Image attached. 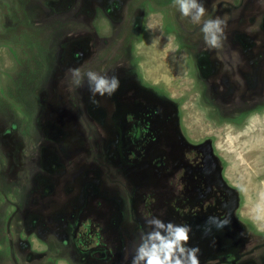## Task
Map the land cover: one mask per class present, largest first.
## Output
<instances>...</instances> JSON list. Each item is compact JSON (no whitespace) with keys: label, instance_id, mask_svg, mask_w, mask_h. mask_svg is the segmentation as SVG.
Returning a JSON list of instances; mask_svg holds the SVG:
<instances>
[{"label":"flooded vegetation","instance_id":"1","mask_svg":"<svg viewBox=\"0 0 264 264\" xmlns=\"http://www.w3.org/2000/svg\"><path fill=\"white\" fill-rule=\"evenodd\" d=\"M94 1L102 3L104 8L85 9L94 6ZM135 1L80 0L79 3L53 0L49 3L58 6L72 2L80 6L77 8L78 19L72 21L73 31L70 30L64 44L71 43L70 51L78 52V55L73 57L74 67L67 66L66 71L81 68L82 72L91 70L100 75H115L119 77L120 87L111 97L97 96L99 106L91 102L86 77L78 89L86 100L83 105L75 106L77 109L74 110L79 113L75 114L77 122L71 128L77 134L84 129L93 139L92 147L84 145L93 152V157L73 140L72 148L63 145L64 140L73 134L65 133L71 125L66 124L65 115L58 122L61 127L53 126V123L49 125L44 119L37 124L42 131L38 171L32 175V172L26 173L29 180L23 191L15 190L12 184L8 188L3 184L0 189L8 210L6 221H1L0 217V233L4 230L9 242V249L4 248L2 254L8 253L6 257H9L10 264H42L46 260L50 264H60L58 260H48L49 253L70 248L68 246L74 242L82 246L81 252L74 249L77 251L75 256L80 258L77 264H131L132 242L138 241L145 219L157 216L165 222L190 226L188 246L199 248L200 264H264V235L257 233L254 223L243 210L241 191L227 179L224 160L213 141H194L181 122V107L149 87L135 66L136 62L131 59L133 47L127 38L129 35L133 39L142 36L148 15L143 0L136 1L137 8L133 9ZM221 1L229 4L227 0ZM238 1L244 6L249 4L248 0H237L232 6ZM256 3L261 5L256 7L255 4L252 12L250 6L245 11L231 10L235 11L233 15L237 19L226 36L227 40L223 41L233 44V48L241 53V59L235 58L239 63L234 67L231 59L228 68H222V64L220 67L218 61L209 58L211 55L207 53L205 42H201L205 48L198 46L200 41L188 40L180 44L191 51L198 46L197 52L190 53L195 71L200 72V76L210 77L216 73L213 79L217 80L208 85L213 88L212 93L206 88L214 99H264V43L258 42L257 38L253 47L251 42H233L234 37L238 39L239 36L240 17L251 24L257 23L256 17H264V0ZM211 5V1H207V6ZM57 10L59 8L50 19L60 16ZM219 12L217 9L212 19ZM240 12L245 16H238ZM100 20L106 23L110 31L108 36L101 27L103 24H99ZM175 22L182 23L180 19ZM119 40L124 42L123 49L130 53L108 59L107 51ZM70 56L66 55L67 58ZM80 58L82 61H78ZM70 61L72 63V58ZM244 94L246 97L242 98ZM82 110L88 119L83 117ZM58 114L60 112L56 109L55 117ZM70 115L74 116V113ZM84 131L82 136H85ZM55 132L59 137L57 141L50 137ZM9 141L3 143L11 149ZM45 149L50 153L59 151L58 156L47 161V156L43 157ZM15 191L22 194L20 204L8 197L9 194L15 197ZM115 209L122 216L120 224L113 216ZM210 217L228 222L217 227L209 223ZM126 219L133 221L134 225L129 228ZM15 220L22 221L23 236L21 231L17 234L16 228H12L11 223ZM96 242L100 245H95ZM16 248L18 257L14 251ZM96 250L100 252L97 254ZM61 258L63 264H75L67 257L66 260L64 256Z\"/></svg>","mask_w":264,"mask_h":264},{"label":"rangeland","instance_id":"2","mask_svg":"<svg viewBox=\"0 0 264 264\" xmlns=\"http://www.w3.org/2000/svg\"><path fill=\"white\" fill-rule=\"evenodd\" d=\"M75 1L81 3L80 0ZM136 1L133 9L137 8ZM207 1H211L213 5L207 6ZM227 1L228 5L223 4L221 0H200L206 13L200 24H194L190 18L181 17L173 0H143L142 4L146 5L148 10L147 27L139 38L133 39L132 35H129L132 39L128 37L127 40L133 47L131 59L136 62L135 66L140 69L145 83L181 107V122L191 138L194 141L205 139L213 141L216 150L224 160L227 179L241 191L243 210L247 213L250 222L254 223L257 233L264 235V109H259L261 105L264 106V99L249 101V99L234 98L230 101L231 97L212 98L213 88H208V85L217 80L213 79L216 73L214 72L210 77L200 76V72L195 71V63L190 53L197 52L199 45L203 46L201 42H204V35L200 29L205 20L212 19L216 15L217 9L220 11L217 17L227 21L225 29V36H227L235 23L234 20L237 19L233 15L235 11L231 10L245 11L250 6L252 12L255 10V4L256 7L261 5L256 3L258 0H248V6H244L242 1H238L240 4H236L237 0ZM52 2L53 0H0V154L3 158L4 156L7 158L4 160L0 156V189L3 184L6 188L12 184L15 190L23 191L28 186L29 176L26 173L32 172V175L38 171L37 161L39 162L40 159L42 131L37 124L45 120L51 109H57L60 114L57 115L58 117L49 116L47 118L49 125L53 123V126L61 127V122H58L63 115L67 117L66 124H71L65 130L67 134L73 133L67 140L69 148H72L71 140H73L75 145L81 147L85 153L92 154L91 157L94 155L87 149L93 146V139L86 135L84 129L77 134L76 130L71 128L77 122L75 114L79 113L74 108L79 107V104L83 105L86 98L78 90L80 86L73 84L70 76L66 77L67 66L75 63L73 57L77 56L78 52L70 51L71 43L67 46L64 44L74 26L72 21L78 19L77 8L80 6H75L78 4H72V2L58 6L49 5ZM233 2H236L233 4L235 6H232ZM94 3H96L94 6H86L85 9L96 11L104 8L102 3L96 1ZM142 7L145 9V6L142 5ZM56 8H59L57 14L60 16L50 19L51 15L56 13ZM238 16L245 15L240 12ZM177 19H180L182 23L175 22ZM239 21V30H237L239 36L238 39L234 37L233 42H251L253 47V41L257 38L258 42L264 43L263 16L256 17L257 23L251 24L243 17H240ZM99 24H103L101 27L108 36L110 31L107 30L106 23L100 20ZM149 25H151L150 30ZM153 35L160 38L156 45L152 44ZM188 40L200 42L191 51L180 46ZM123 44L124 42L120 40L114 42L109 49L112 52L107 51V58L120 57L124 52L129 54L128 50L123 49ZM206 50L211 55L209 58L218 61L220 67L222 64V68H228L227 64L231 60V66L234 67L239 63L237 59H241L240 51L235 50L231 43L225 44L223 40L220 47L206 48ZM257 52L262 51L257 50ZM68 54L72 57L67 58ZM70 58L72 63L71 61L69 63ZM206 88L210 89L211 93L207 92ZM228 91L225 93L228 94ZM214 95L217 97L215 93ZM244 97H246L245 94L242 98ZM62 107L64 109H61ZM65 108L68 110L72 108L71 112ZM40 110L41 112L36 116ZM71 113H74V116L70 115ZM82 115L88 119L84 110ZM57 123L58 125H54ZM47 131L50 133V130ZM83 131L85 136H82ZM56 133L50 136L55 141L59 138L56 137ZM9 139L11 149L3 143ZM85 143L87 147H84ZM46 150L43 157L47 156V161H50L53 156L54 158L58 156L59 151L54 150V153H50ZM116 162L119 164V161ZM116 175L119 177L118 174ZM1 196L0 205L3 207H0V217H2L1 221H6L8 210ZM21 196V193L16 192L15 197L11 194L8 197L20 204L18 201ZM11 211L9 209V212ZM113 216L117 217L116 221L120 224L122 216L119 211L115 209ZM132 223L131 220L125 222L129 228L134 225ZM11 224L12 228H16L17 234L23 231L22 221L15 220ZM81 231L83 232V229ZM20 235L23 236V232ZM72 243L73 245L68 246L70 248L64 247L53 254L49 253L48 260H58L60 264H63L61 257L64 256V260L67 257L72 263L77 264L80 258L75 255L77 251H82V246ZM134 243L135 241L132 242L131 248ZM35 245L39 244L35 242ZM4 248L9 249V242L3 230L0 233V264H10L9 257H6L8 253L2 254ZM14 251L18 257L17 248ZM99 252L100 250H96L97 254ZM59 255L60 258H58ZM42 264L50 263L46 260Z\"/></svg>","mask_w":264,"mask_h":264},{"label":"clouds","instance_id":"3","mask_svg":"<svg viewBox=\"0 0 264 264\" xmlns=\"http://www.w3.org/2000/svg\"><path fill=\"white\" fill-rule=\"evenodd\" d=\"M182 18H190L192 23L200 24L205 16L206 9L200 0H173ZM151 25H149V30ZM226 19L216 17L205 20L201 27L204 42L208 49L221 46L226 39ZM160 38L153 35L152 44L159 43ZM70 76L72 83L81 86L86 77L91 102L99 106L97 96L111 97L120 87L118 76L100 75L95 71L82 72L81 68L69 69L66 77ZM228 221L210 217L209 223L223 227ZM191 228L187 224L165 222L157 216L145 219L138 241L134 243L131 264H200L198 259L199 248L189 247Z\"/></svg>","mask_w":264,"mask_h":264},{"label":"water","instance_id":"4","mask_svg":"<svg viewBox=\"0 0 264 264\" xmlns=\"http://www.w3.org/2000/svg\"><path fill=\"white\" fill-rule=\"evenodd\" d=\"M53 115H55V110L51 109L50 113H48V116L45 117V121H47V118L50 116V117H53ZM67 127V125H66ZM65 127V128H66ZM66 142V143H65ZM72 142V141H71ZM63 145H65L66 147H69V144L67 145V140H64L63 142Z\"/></svg>","mask_w":264,"mask_h":264}]
</instances>
